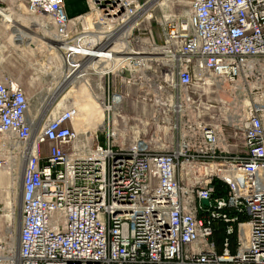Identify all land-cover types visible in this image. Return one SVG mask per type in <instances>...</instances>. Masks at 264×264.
<instances>
[{"label": "built area", "instance_id": "built-area-1", "mask_svg": "<svg viewBox=\"0 0 264 264\" xmlns=\"http://www.w3.org/2000/svg\"><path fill=\"white\" fill-rule=\"evenodd\" d=\"M183 1L155 34L149 1L86 0L69 19L64 0H25L53 72L34 113L0 79V137L25 156L0 264H264V0ZM93 102L101 125L78 131Z\"/></svg>", "mask_w": 264, "mask_h": 264}, {"label": "rangeland", "instance_id": "rangeland-1", "mask_svg": "<svg viewBox=\"0 0 264 264\" xmlns=\"http://www.w3.org/2000/svg\"><path fill=\"white\" fill-rule=\"evenodd\" d=\"M146 1H149L147 10H150L152 17L150 24L155 34L159 32L155 24L156 20H160L162 17H170L175 20L187 11L183 0H162L159 5L157 4L159 0H141V3ZM28 20H32V17H29ZM31 30L41 36L38 31H35L34 27ZM27 37L18 33L10 44L0 43V79L9 77L20 84L31 99L30 112L34 113L36 110L34 107L36 95L51 87L50 82L53 70L49 67L50 70L45 72V66L47 65L45 61L52 58L54 54L41 43H38L35 48L32 47L30 43L26 42ZM65 94L67 95V93L63 94L64 97ZM48 113H50V109L43 116L46 117ZM84 124V120L79 119L77 121L78 131L82 132L84 129H88L94 132L98 128L95 122H92L86 128H84ZM99 143L102 146L106 145V137L104 135L99 136ZM18 151L17 144L13 140L8 137H0V247H4L0 256H6V253L13 255L16 252L21 209V190L19 188L20 179L18 173L19 165L22 162L24 164L25 161V156L20 155ZM214 229L216 232L214 241L218 252L221 251L224 241L230 244L231 252H233L235 236L226 234V225L215 223Z\"/></svg>", "mask_w": 264, "mask_h": 264}, {"label": "crops", "instance_id": "crops-1", "mask_svg": "<svg viewBox=\"0 0 264 264\" xmlns=\"http://www.w3.org/2000/svg\"><path fill=\"white\" fill-rule=\"evenodd\" d=\"M64 1L65 14L69 19L82 16L88 11L86 0ZM0 10V43L10 44L19 33L16 27L23 30L30 28L31 20H28L25 0H0ZM3 15H7L9 20Z\"/></svg>", "mask_w": 264, "mask_h": 264}, {"label": "bare ground", "instance_id": "bare-ground-1", "mask_svg": "<svg viewBox=\"0 0 264 264\" xmlns=\"http://www.w3.org/2000/svg\"><path fill=\"white\" fill-rule=\"evenodd\" d=\"M161 3H162V0H159L157 2L158 5L161 4ZM3 16L6 17L7 15H3ZM6 18L8 19V17H6ZM35 23H36V20H34V19H32L31 22H30L31 25L32 24L34 25ZM16 28H17L18 32L21 35L28 36L26 38V40H27L28 43H30V45L32 47L35 48L38 43H41L42 45L46 46L50 51H52V49H54V46L50 42H47L44 36L40 37L37 34L33 33L31 28H28V29L26 28L25 30H23L21 28L18 29V27H16ZM65 97H67V95ZM42 101H44V97H43ZM89 118H91V122L97 123L98 126L101 125L102 112H101V110L97 107V105L94 102L91 103L90 105H84V106H80L79 107V119L80 120H84L85 122H88ZM23 165H24L23 162L19 165V173H18L19 179H20V186H19L20 190H21V181H22V177H23ZM20 202H21V196H20Z\"/></svg>", "mask_w": 264, "mask_h": 264}, {"label": "trees", "instance_id": "trees-1", "mask_svg": "<svg viewBox=\"0 0 264 264\" xmlns=\"http://www.w3.org/2000/svg\"><path fill=\"white\" fill-rule=\"evenodd\" d=\"M214 186H215V188H216V192H217V195H220V193H221V184L220 183H218V182H215L214 183ZM215 235H216V232H215ZM215 235H214V237H215Z\"/></svg>", "mask_w": 264, "mask_h": 264}, {"label": "water", "instance_id": "water-1", "mask_svg": "<svg viewBox=\"0 0 264 264\" xmlns=\"http://www.w3.org/2000/svg\"><path fill=\"white\" fill-rule=\"evenodd\" d=\"M201 204H202L203 206H208V205H209V202H208V201H205V200H202V201H201Z\"/></svg>", "mask_w": 264, "mask_h": 264}]
</instances>
